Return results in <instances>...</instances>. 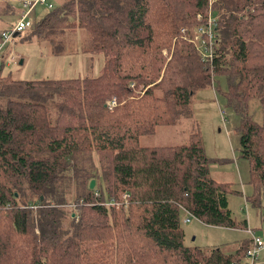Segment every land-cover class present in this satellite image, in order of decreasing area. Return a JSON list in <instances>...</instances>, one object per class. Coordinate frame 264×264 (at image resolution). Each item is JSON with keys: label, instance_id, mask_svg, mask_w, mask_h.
<instances>
[{"label": "trees", "instance_id": "obj_1", "mask_svg": "<svg viewBox=\"0 0 264 264\" xmlns=\"http://www.w3.org/2000/svg\"><path fill=\"white\" fill-rule=\"evenodd\" d=\"M11 1L0 0V12L17 14ZM209 2L61 0L32 22L25 35L83 28V50L102 52L103 60L96 76L82 78L0 74V264L244 263L250 240L230 252L185 243L183 210L204 224L246 227L228 208L230 184L208 175L200 140L138 143L189 115L196 90H219L223 78L225 104L240 118L238 155L247 160L251 189L245 197L261 203L264 0ZM209 7L214 49L204 61L189 36ZM254 97L261 122L247 111ZM70 180L73 206L63 211L60 192ZM109 198L119 205H104Z\"/></svg>", "mask_w": 264, "mask_h": 264}, {"label": "rangeland", "instance_id": "obj_2", "mask_svg": "<svg viewBox=\"0 0 264 264\" xmlns=\"http://www.w3.org/2000/svg\"><path fill=\"white\" fill-rule=\"evenodd\" d=\"M47 1L51 5L61 2V0ZM209 1L208 3H210ZM11 3L18 7L20 0H12ZM207 6H211V3ZM47 9L44 4H36L31 10L30 20L32 22L39 20ZM7 15L10 16L9 23L17 18V15L12 12ZM30 29L21 32L18 38H12L14 43L8 42L0 49L1 75L8 74L11 79H55L82 78L83 76H96L99 73L103 53H90L83 50L88 43L87 34L83 28L67 29L53 34L44 33L39 36L25 35ZM189 37L192 39L193 33ZM191 43L194 47L193 41ZM162 54L164 57L168 54L169 57V53H165V51H162ZM19 59L23 61L19 63ZM224 88V79L219 78V90H215L212 85L197 89L191 99L189 115H180L173 124L156 126L152 133L142 134L138 143L141 146H171V144L187 142L191 135L197 137L208 160V175L213 180L230 184V188L234 190L227 195L233 218L247 219V224L254 234L264 236V195H261V203L257 205L245 197L251 193L247 182L249 178L247 160L238 156L237 139H233V142L230 141L229 133H227L231 130V126L239 124L240 118L231 106L225 104V97L222 94ZM0 99L4 100L5 98L1 97ZM247 104V111L251 118L261 122L259 100L254 97L249 99ZM95 180L98 184L97 177ZM74 184L72 180L66 181L64 191L60 192L61 196L65 197L61 204L63 211L70 207ZM31 198L35 199L34 196ZM28 202L31 204V201ZM63 223L68 224L66 217L63 219ZM181 226L186 234V244H196L206 249L218 245L224 252H230L231 249L237 248L238 239L243 235V237L246 236L241 228L206 225L194 219H190L188 223H181Z\"/></svg>", "mask_w": 264, "mask_h": 264}, {"label": "built area", "instance_id": "obj_3", "mask_svg": "<svg viewBox=\"0 0 264 264\" xmlns=\"http://www.w3.org/2000/svg\"><path fill=\"white\" fill-rule=\"evenodd\" d=\"M44 4L48 9L52 7L51 3L47 0H22L21 1V8L19 10V15L17 18L10 23L8 28L0 30V49L6 45L8 42H12V38L17 33L23 32L26 29H29L32 21L30 20L29 16L31 13L32 8L38 4ZM211 12V8L208 10V14L205 18V22L203 25H198L195 27L193 32L194 37L191 39L194 43V48L198 49V53L202 60L209 61L212 57L213 53V42H214V34H213V26L215 25L216 21L214 18L209 14ZM115 100L112 97L111 100H108L106 106L111 108L114 104ZM128 196V193H123L121 195L122 200L125 202V198ZM120 200L113 198H109L103 201V204L114 205L115 207L119 205ZM72 203L70 207H72ZM186 212V211H185ZM191 215L186 212V216L182 218V222H188L189 217ZM245 231L249 233L250 236V243L249 246L246 248L244 253V263L243 264H257L260 258V252L264 251V236L263 235H255L251 228H245Z\"/></svg>", "mask_w": 264, "mask_h": 264}, {"label": "crops", "instance_id": "obj_4", "mask_svg": "<svg viewBox=\"0 0 264 264\" xmlns=\"http://www.w3.org/2000/svg\"><path fill=\"white\" fill-rule=\"evenodd\" d=\"M19 8H20V5L18 6V7H16V15H18V12L17 11H19ZM0 30L1 29H6V28H8V26L10 25V23L8 22L9 21V18H10V16H8L6 13H4V12H0ZM12 42L14 43V40H12ZM3 48V47H2ZM23 60L21 59V62H22ZM20 62V63H21ZM236 124L235 125H233V126H231V130L229 131V132H227V133H229V139H230V141H232L233 142V139L235 140V138L237 139V143H238V132H237V130L235 129L236 128ZM234 128V129H233ZM239 156V155H238ZM208 172H209V168H208ZM217 181V180H216ZM226 199H227V196H226ZM227 204H228V200H227ZM228 208H229V204H228ZM230 210V209H229ZM231 211V210H230ZM186 216V212L183 210V213H182V216H181V219L182 218H184ZM190 219H194V220H197V219H195L194 217H192V216H190V218H189V220ZM188 220V221H189ZM198 221V220H197ZM200 222V221H199ZM186 223H188V222H186ZM206 225H208V224H206ZM250 228L249 226H248V224H247V219H246V227L245 228ZM242 231H243V233H245L246 234V236L245 237H241L240 239H238V242H240V241H242V240H250V236H249V233L247 232V231H245V229H242ZM193 239V238H192ZM234 243H236V242H234ZM234 243H233V245H234ZM218 246V245H217ZM217 246H213V247H217ZM220 247V246H219ZM236 248V247H235ZM235 248H233V249H235ZM233 249H231V250H233ZM263 254H264V252L263 251H261L260 252V258H259V260H258V263L257 264H264V256H263ZM244 258H242V260H243ZM243 262H244V260H243Z\"/></svg>", "mask_w": 264, "mask_h": 264}, {"label": "water", "instance_id": "obj_5", "mask_svg": "<svg viewBox=\"0 0 264 264\" xmlns=\"http://www.w3.org/2000/svg\"><path fill=\"white\" fill-rule=\"evenodd\" d=\"M21 62V59H19V63ZM94 182H95V180H93L92 178H90L89 179V183H88V186L90 187V188H92L93 187V185H94ZM14 195H15V193H14ZM73 215V214H72ZM193 238V237H192Z\"/></svg>", "mask_w": 264, "mask_h": 264}]
</instances>
